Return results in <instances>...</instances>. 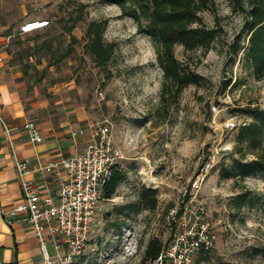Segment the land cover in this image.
I'll list each match as a JSON object with an SVG mask.
<instances>
[{
    "label": "rangeland",
    "instance_id": "374dc122",
    "mask_svg": "<svg viewBox=\"0 0 264 264\" xmlns=\"http://www.w3.org/2000/svg\"><path fill=\"white\" fill-rule=\"evenodd\" d=\"M25 13L49 22L18 34L19 43L36 57H45L50 88L82 103L91 121H109L122 152L118 164L127 172L105 202L101 233L91 236L75 263L143 264L151 239L168 241V210L179 206L184 188L194 191L201 165L216 150L217 161L197 193L207 206L215 246L199 251L194 264H264V173L221 177L222 166L237 157L234 146L240 124L251 119L240 108L264 107V78L256 79L239 60H228L229 44L243 23L236 0H215L201 12L206 24L221 28L209 51L176 46V56L201 77L165 101L160 99L163 71L155 47L118 5L103 0H0V14L6 19L17 21ZM101 18L109 19L105 40L118 44L105 66L96 65L85 49L88 22ZM242 36L246 43L247 32ZM70 41L73 50L57 60ZM228 79L231 82L223 89ZM230 118L236 122L234 128L226 126ZM142 186L157 190L156 207L137 205L129 214L128 209L120 213V207L138 202ZM240 192H247L249 199L241 209L235 203ZM123 234L137 238L135 252L126 251ZM47 247L53 253L52 244Z\"/></svg>",
    "mask_w": 264,
    "mask_h": 264
},
{
    "label": "crops",
    "instance_id": "0c3cea01",
    "mask_svg": "<svg viewBox=\"0 0 264 264\" xmlns=\"http://www.w3.org/2000/svg\"><path fill=\"white\" fill-rule=\"evenodd\" d=\"M34 19L25 13L10 21L0 14V114L6 121V126L0 122V264H42L39 240L23 214H3L22 200L15 158L29 163L26 177L37 191L57 198L66 170L61 164L47 166L82 151L92 140L94 122L85 106L50 88L45 57H36L18 41V34L30 33L21 26ZM27 121L37 124L40 141L24 129Z\"/></svg>",
    "mask_w": 264,
    "mask_h": 264
},
{
    "label": "trees",
    "instance_id": "16d2710c",
    "mask_svg": "<svg viewBox=\"0 0 264 264\" xmlns=\"http://www.w3.org/2000/svg\"><path fill=\"white\" fill-rule=\"evenodd\" d=\"M119 6L121 13L131 17L137 32L147 35L156 50V60L163 71L160 99L178 97L190 84L199 82L201 75L175 53L177 45L185 50L202 49L209 51L217 39L220 29L210 26L203 20L201 12L210 9L215 0H103ZM243 13L241 31L234 35L228 47V60H236L245 65L256 79L264 78V0H236ZM49 22V21H48ZM109 25L108 18L90 20L85 29V49L96 65H107L114 56L117 42L106 41L104 34ZM73 27V26H71ZM247 32L246 43L243 32ZM73 50L72 41L57 55L62 60ZM231 80L224 81L226 89ZM251 116L249 121L240 124L235 138L234 152L237 153L230 163L222 166V178H244L251 173H264V107L248 104L240 108ZM248 155H251L248 157ZM126 170L119 164L113 166L111 175L104 185V195L111 198L118 185L126 177ZM157 190L142 186L138 193V202L119 208L127 213L141 206L154 209L157 205ZM247 192H240L235 198L238 208L248 202ZM119 226V225H118ZM163 243L159 238L151 239L144 251L142 263L155 260L160 254ZM203 258V256H200ZM78 264V263H74Z\"/></svg>",
    "mask_w": 264,
    "mask_h": 264
},
{
    "label": "built area",
    "instance_id": "2783aa9c",
    "mask_svg": "<svg viewBox=\"0 0 264 264\" xmlns=\"http://www.w3.org/2000/svg\"><path fill=\"white\" fill-rule=\"evenodd\" d=\"M30 20L21 26L22 32H31L36 23H48L43 20ZM216 110V106H212ZM0 122L6 126L0 114ZM234 128L236 122L230 118L226 123ZM30 138L40 141V129L34 121L23 125ZM122 158L120 147L115 142L109 121L98 120L93 124L92 140L86 147L73 155L52 162L47 167L61 164L66 174L60 182L57 198L37 191L27 175L31 172L26 160L15 158V165L22 187V200L10 211L3 212L7 217L23 214L37 236L41 252L42 264H73L82 254L92 235H98L103 229L105 202L110 198L104 195V185L108 181L113 166ZM217 151L211 150L208 158L199 169L193 189L184 188L179 206L168 210L166 228L170 237L158 255L148 264H194V256L199 251H209L215 246V234L208 219L206 204L197 199L199 183L204 180L214 167ZM53 245V253L47 247ZM126 251L137 250V238L121 236Z\"/></svg>",
    "mask_w": 264,
    "mask_h": 264
},
{
    "label": "bare ground",
    "instance_id": "6f19581e",
    "mask_svg": "<svg viewBox=\"0 0 264 264\" xmlns=\"http://www.w3.org/2000/svg\"><path fill=\"white\" fill-rule=\"evenodd\" d=\"M41 21H43V20H37L36 22H41ZM47 23H45V22H43V23H36V24H33V25H31L33 28H35V27H42V26H44V25H46Z\"/></svg>",
    "mask_w": 264,
    "mask_h": 264
}]
</instances>
